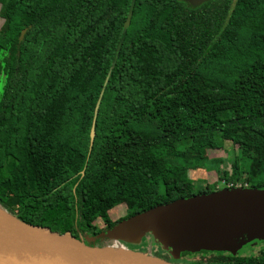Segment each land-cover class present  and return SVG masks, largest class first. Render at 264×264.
Wrapping results in <instances>:
<instances>
[{
    "label": "trees",
    "instance_id": "1",
    "mask_svg": "<svg viewBox=\"0 0 264 264\" xmlns=\"http://www.w3.org/2000/svg\"><path fill=\"white\" fill-rule=\"evenodd\" d=\"M132 1L0 0V204L87 243L217 190L189 160L226 142L219 179L264 188V0H136L125 31ZM188 264H264V247Z\"/></svg>",
    "mask_w": 264,
    "mask_h": 264
},
{
    "label": "water",
    "instance_id": "2",
    "mask_svg": "<svg viewBox=\"0 0 264 264\" xmlns=\"http://www.w3.org/2000/svg\"><path fill=\"white\" fill-rule=\"evenodd\" d=\"M135 1H132L125 22V31L130 26ZM194 1L204 3L209 0ZM26 31H22L20 41ZM108 81L109 76L97 101L92 141L96 134V116ZM145 224L150 228L143 231L130 229ZM150 230L160 243L165 242L164 248H172L175 256L180 250L172 242L194 244L195 249H199L205 242L214 240L218 242L216 248L206 249L224 250L253 238H264V188H223L180 198L125 219L94 235L89 243L70 232L61 234L25 222L0 204V264H180L150 251L98 244L97 241L115 234L124 240L138 241Z\"/></svg>",
    "mask_w": 264,
    "mask_h": 264
},
{
    "label": "rangeland",
    "instance_id": "3",
    "mask_svg": "<svg viewBox=\"0 0 264 264\" xmlns=\"http://www.w3.org/2000/svg\"><path fill=\"white\" fill-rule=\"evenodd\" d=\"M3 6L0 4V27L3 24ZM2 91V84L0 86V96ZM234 154H240V151L234 147V145L231 142H226L225 147L221 150H211L210 156H221L224 159L223 164L219 168L220 175L223 174L224 170H228L230 168V165L232 163L233 155ZM192 159V158H191ZM193 160V159H192ZM192 160H189V175L190 178L194 181H196V185L198 187H203L206 185L213 186L217 181H219V174L215 172L216 170H212V173H210L211 170H208L209 167H211L210 161H207L206 164L202 163L199 160H193L195 162H192ZM245 168L249 165V161H244ZM213 166V165H212ZM209 173H208V172ZM247 175V172H246ZM264 177V173H261L259 177L255 178V181H259L261 178ZM123 213V211H122ZM147 226V227H146ZM149 224H145L142 227L138 226H132L130 229H136V230H144L148 229ZM149 232L150 236L142 237L138 241H128L121 238L119 235H112L109 237H105L102 241L98 242V244H110V245H117V246H128L135 250L139 251H150L153 255H158V253H165L169 255V260L172 262H178L180 264H188L189 262L200 259L201 257H207L209 255L215 254V252H223L224 256H249V255H256L259 251V249L264 247V238H253L249 241L243 243L242 245H234L232 248L229 249H221V250H207L206 248L212 247L216 248L217 243L214 240L205 242L199 249H195L194 244H188L186 242H172V244L179 249L180 253H177L176 256L174 253H172V248L169 246L167 248H164L165 242L163 241L160 243L157 239V241L152 242V235L153 231H147ZM264 234V233H263ZM264 237V235H262ZM230 238V237H229ZM228 238V239H229ZM99 241V240H97ZM196 248H198L196 246Z\"/></svg>",
    "mask_w": 264,
    "mask_h": 264
},
{
    "label": "built area",
    "instance_id": "4",
    "mask_svg": "<svg viewBox=\"0 0 264 264\" xmlns=\"http://www.w3.org/2000/svg\"><path fill=\"white\" fill-rule=\"evenodd\" d=\"M237 187H249V183H243L242 181L233 182V181H227L225 179H219V181L216 183V189H223V188H237Z\"/></svg>",
    "mask_w": 264,
    "mask_h": 264
},
{
    "label": "crops",
    "instance_id": "5",
    "mask_svg": "<svg viewBox=\"0 0 264 264\" xmlns=\"http://www.w3.org/2000/svg\"><path fill=\"white\" fill-rule=\"evenodd\" d=\"M213 158H217V157H215V156H212V157H211L212 160H210V163H211L213 166L211 165V167H209V169H208V170H211L210 173H212V170H216V167H217V162H216L217 160H215V159H213ZM222 159H223V157H222ZM223 162H224V159H223V161H222V164H223ZM205 164H206V162H205ZM222 164H221V165H222ZM207 172H208V171H207ZM215 172H216V171H215ZM208 173H209V172H208ZM217 182H218V181H217ZM217 182H216V183H217ZM216 183H215V184H216Z\"/></svg>",
    "mask_w": 264,
    "mask_h": 264
},
{
    "label": "flooded vegetation",
    "instance_id": "6",
    "mask_svg": "<svg viewBox=\"0 0 264 264\" xmlns=\"http://www.w3.org/2000/svg\"><path fill=\"white\" fill-rule=\"evenodd\" d=\"M100 241H101V240H99L98 242H100ZM102 242H103V241H102ZM261 249H262V248H261ZM261 249H259V251H260ZM259 251H258V252H259ZM220 252L223 254V252H222V251H220ZM257 254H258V253H257ZM257 254H256V255H257Z\"/></svg>",
    "mask_w": 264,
    "mask_h": 264
}]
</instances>
